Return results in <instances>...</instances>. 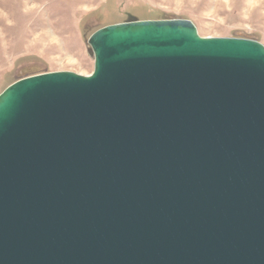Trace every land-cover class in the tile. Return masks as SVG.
<instances>
[{
  "label": "water",
  "instance_id": "water-1",
  "mask_svg": "<svg viewBox=\"0 0 264 264\" xmlns=\"http://www.w3.org/2000/svg\"><path fill=\"white\" fill-rule=\"evenodd\" d=\"M91 74L0 93V264H264V46L105 26Z\"/></svg>",
  "mask_w": 264,
  "mask_h": 264
},
{
  "label": "rangeland",
  "instance_id": "rangeland-1",
  "mask_svg": "<svg viewBox=\"0 0 264 264\" xmlns=\"http://www.w3.org/2000/svg\"><path fill=\"white\" fill-rule=\"evenodd\" d=\"M182 19L200 37L264 46V0H0V93L24 77L91 74L87 40L105 26Z\"/></svg>",
  "mask_w": 264,
  "mask_h": 264
}]
</instances>
